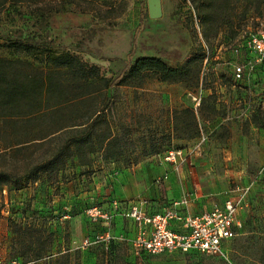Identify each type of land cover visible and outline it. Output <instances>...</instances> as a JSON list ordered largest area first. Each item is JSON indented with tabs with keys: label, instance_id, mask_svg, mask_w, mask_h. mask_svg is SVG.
<instances>
[{
	"label": "rangeland",
	"instance_id": "1",
	"mask_svg": "<svg viewBox=\"0 0 264 264\" xmlns=\"http://www.w3.org/2000/svg\"><path fill=\"white\" fill-rule=\"evenodd\" d=\"M160 8V16L150 19L145 0H7L0 5V43H27L35 48L36 54L42 49L67 50L87 64L97 66L106 77L114 76L126 66L125 57L133 35V58L156 57L174 66L181 64L195 47L204 54L197 87L148 77L139 87L106 89L109 118L126 142L125 156L104 161L98 153L89 154L83 164L75 156L65 158L59 171L63 178L73 179L75 183L73 198L68 202L62 199L60 180L55 182L59 171L45 181L53 189H40L37 203L28 192L25 196L20 192L4 196L1 189L0 264H264V229L259 206L244 212L238 234L226 241L222 254L175 250L151 255L132 249L126 238L125 223L120 217L114 219L115 213L102 221L91 220L83 212L86 206L95 205L111 214V204L98 200L102 193L97 197L76 196L88 191V177L98 172L101 165L115 162L123 166L124 158L136 160L154 154L149 145L156 147L165 142L173 109L195 107L198 135L171 138L167 145L187 149L202 136L198 149L191 155H201L202 146L208 144L220 161L229 162L224 158L228 157L229 144L234 145L239 125L242 132L251 125L264 129V65L258 64L251 73L244 74L247 79L234 81L227 65L228 61L243 63L251 58L244 48L237 53L231 49L248 34L264 32V8L256 10L244 0H229L226 26L210 33L207 41L201 37L189 0H160ZM138 22L141 27L136 28ZM0 56L23 57L9 55L3 47ZM76 114L73 111L65 115ZM62 121L50 119L48 129H54ZM216 123L218 126L211 129ZM57 142L52 140L46 146ZM163 145L158 154L167 147ZM40 152L33 153L31 163ZM22 166L20 160L0 156L1 170L21 173ZM27 224L38 227L39 234L25 235L30 231L23 227ZM35 251L41 256L32 259Z\"/></svg>",
	"mask_w": 264,
	"mask_h": 264
},
{
	"label": "trees",
	"instance_id": "2",
	"mask_svg": "<svg viewBox=\"0 0 264 264\" xmlns=\"http://www.w3.org/2000/svg\"><path fill=\"white\" fill-rule=\"evenodd\" d=\"M6 1L0 0V5ZM228 1L189 0L203 41H207L209 34L216 33L220 26H226ZM244 1L253 9L264 8V0ZM137 27H141L139 22ZM134 40L133 35L131 44ZM131 44L125 57L126 66L114 76L106 77L99 73L97 66L87 64L67 50L42 49L36 54L35 48L27 43H0L9 55H23L0 56V156L20 160L23 164L21 173L0 169V191L2 185L17 190L40 178L43 183L62 168L65 158L71 156H75L79 164H83L89 154L98 153L104 161L125 156L126 142L109 118L106 89L139 87L148 77L191 88L199 85L204 57L199 47H195L181 64L170 66L156 57L133 58ZM73 111L78 114L65 115ZM50 119L55 122L61 119L62 122L50 130L47 125ZM170 124L165 142L156 147L150 144V152L157 153L163 144L167 146L170 137L198 135L192 107L173 110ZM52 140L58 142L46 146ZM38 150H41L38 159L31 163L33 153ZM122 160L129 163L128 159ZM61 179L64 178L59 171L55 182ZM23 227L30 229L25 232L27 236L39 234L38 227L29 224ZM40 256L39 251L32 253V259Z\"/></svg>",
	"mask_w": 264,
	"mask_h": 264
},
{
	"label": "crops",
	"instance_id": "3",
	"mask_svg": "<svg viewBox=\"0 0 264 264\" xmlns=\"http://www.w3.org/2000/svg\"><path fill=\"white\" fill-rule=\"evenodd\" d=\"M231 62L228 61L227 65L232 78ZM259 65L263 66L264 61ZM243 78L247 79L248 77L243 76L240 80ZM232 80L234 81L233 78ZM194 108L192 107L196 120ZM218 124H212L211 129L216 128ZM236 128L235 126V130ZM232 129L234 128H230V130ZM241 129L239 125L234 145L230 143V147L227 148L228 157L224 159H228L229 162L220 161L214 154V148L208 144L202 146L201 155L194 153V155L185 157L176 168H173L170 163L162 161L158 153L141 156L136 160L130 159L129 163L123 166L111 162L101 165L98 172H92L88 177L90 179L88 191L76 196L80 197L86 194L97 197L102 193V197L98 200H105L109 203L113 200L117 201L121 209L130 203L140 201L143 202L144 211L151 214L160 212L169 201L178 199L185 193L188 194V202L180 211L193 215L207 212L214 206H220L224 199V192L228 188L254 181L247 194L246 205L235 215L234 220L238 226H236L233 237L238 234L244 212L252 207L259 206L261 224L264 229V129H255L252 125L249 126V129L244 128V132ZM167 130L169 133V129ZM40 179L17 190L3 186L2 191L4 196L10 195L11 192H20L22 196H25L28 192V195L33 196L37 203L40 189L44 187L53 189L52 185L46 186L47 183L45 181L42 183ZM59 182L62 186V199L68 202L70 198H73L74 180L64 178ZM78 182L76 177V184ZM114 216V219L120 217L124 221L126 238L132 237L134 234L132 221L122 217L118 212H115ZM227 240L222 243V250Z\"/></svg>",
	"mask_w": 264,
	"mask_h": 264
},
{
	"label": "built area",
	"instance_id": "4",
	"mask_svg": "<svg viewBox=\"0 0 264 264\" xmlns=\"http://www.w3.org/2000/svg\"><path fill=\"white\" fill-rule=\"evenodd\" d=\"M240 48L248 50L251 58L243 63L231 62V73L234 80L248 75L253 68L264 61V32L258 30L239 39L231 49L237 53ZM203 140L200 136L197 143L187 149L165 147L160 158L170 163L173 168L198 149ZM165 178V176H162ZM254 181L245 185H234L224 192L220 206L200 214H185L180 211L188 202V194L173 199L160 211L148 214L144 211L143 202L130 203L121 209L117 201H111L112 213L99 207L86 206L83 212L89 219L99 218L107 221L118 212L122 217L132 221L134 234L128 240L135 252L146 254L169 253L172 251H196L206 254H222V243L235 235V215L246 205V197ZM107 237V235H105ZM100 238V236H96ZM86 239H83V243Z\"/></svg>",
	"mask_w": 264,
	"mask_h": 264
},
{
	"label": "water",
	"instance_id": "5",
	"mask_svg": "<svg viewBox=\"0 0 264 264\" xmlns=\"http://www.w3.org/2000/svg\"><path fill=\"white\" fill-rule=\"evenodd\" d=\"M148 18L155 19L161 14L160 0H145Z\"/></svg>",
	"mask_w": 264,
	"mask_h": 264
}]
</instances>
